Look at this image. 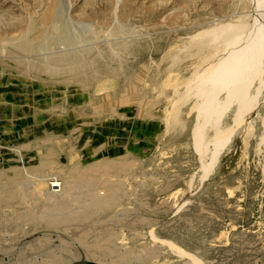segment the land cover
I'll list each match as a JSON object with an SVG mask.
<instances>
[{"label":"rangeland","instance_id":"obj_1","mask_svg":"<svg viewBox=\"0 0 264 264\" xmlns=\"http://www.w3.org/2000/svg\"><path fill=\"white\" fill-rule=\"evenodd\" d=\"M252 5L0 0V264H38L47 253L65 262L46 264H264V91L260 116L218 146L207 174L212 128L201 124L213 105L199 85L183 86L198 65L189 38L248 20ZM105 161L129 164L118 180L130 191L94 217L58 225L14 214L43 208L49 176L71 184L72 199L86 196L85 183L108 178L87 168ZM108 238L116 248L102 256ZM124 249L133 261L119 259Z\"/></svg>","mask_w":264,"mask_h":264},{"label":"bare ground","instance_id":"obj_2","mask_svg":"<svg viewBox=\"0 0 264 264\" xmlns=\"http://www.w3.org/2000/svg\"><path fill=\"white\" fill-rule=\"evenodd\" d=\"M252 4L254 9L252 8L253 11L248 16V20H244L247 17H239L237 20L229 22L219 20L207 29H201L202 31L190 37L187 44H184L187 50L189 48L195 49L196 54L199 55L197 67L183 83L184 90L189 92L190 87L194 84L199 85L197 94L203 96L208 104L213 105L214 109L212 114L201 124L208 125L209 123L212 128V137L208 140L212 144L213 150L206 164L207 174L219 153L218 146L220 145L221 149L229 141L238 126L247 124L253 121L255 117L260 116L258 109L262 102L259 99L264 91V13L255 12L264 9V0H252ZM180 86L177 85L174 89L179 91ZM232 109V125L226 127L222 124L221 118L226 111ZM196 135L197 139L200 140L201 128ZM111 163L105 161L87 168L92 177L97 175L108 176L104 181L92 180L84 184L81 194L89 196L90 200L86 196H80L77 200L72 199L64 191L65 184L68 187H71V184L62 183L61 180L60 190L52 192L48 188L49 176L46 178L47 187L43 192L46 199L43 208L37 212L28 211L26 214L21 212L14 214L21 219L20 221L35 223L49 219V223L58 225L67 224L76 219L87 220L88 217H94L96 213L104 210L105 202L115 203L114 198H118L127 191L124 182L118 179L130 173L129 164L127 162L118 165ZM114 172L117 175H113ZM70 173L75 179L84 178L75 170H71ZM36 182L37 179L28 180L22 183L20 187L24 189L33 188ZM10 183L11 181L8 180L7 183L2 184V188L8 187ZM13 193L14 190L11 194ZM111 241L114 240L108 238L101 247L96 248V252L102 256H110V251L114 247L116 248V245H113ZM107 246H113V248L108 249ZM150 251L152 250H148L145 254ZM65 252L59 253L66 254ZM152 252L155 253L156 251ZM131 254L130 249H124L120 253L119 259L125 263L133 261L135 257ZM45 256L48 259H41L38 264L65 262L51 253H47ZM140 258L143 259L144 257Z\"/></svg>","mask_w":264,"mask_h":264},{"label":"built area","instance_id":"obj_3","mask_svg":"<svg viewBox=\"0 0 264 264\" xmlns=\"http://www.w3.org/2000/svg\"><path fill=\"white\" fill-rule=\"evenodd\" d=\"M60 179L56 176H51L48 179V188L52 191V192H58L60 190Z\"/></svg>","mask_w":264,"mask_h":264}]
</instances>
